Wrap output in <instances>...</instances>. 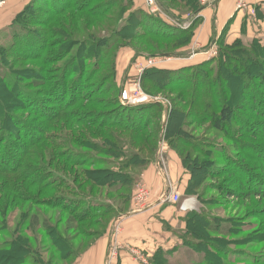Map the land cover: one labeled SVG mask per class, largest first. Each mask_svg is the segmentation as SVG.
Segmentation results:
<instances>
[{"label":"rangeland","instance_id":"obj_1","mask_svg":"<svg viewBox=\"0 0 264 264\" xmlns=\"http://www.w3.org/2000/svg\"><path fill=\"white\" fill-rule=\"evenodd\" d=\"M61 1L57 6L68 8L61 14L54 3H36L0 30V86L2 90L8 89L1 94L4 98L9 97V108L5 112L14 117L10 128L0 122V245L10 239L6 234L14 228L17 236L25 234L35 214L40 218L39 228L34 230L37 241H29L35 251L24 253L23 264H57L51 237H48L42 220L48 217V223L58 230L65 227L68 214L46 207L50 204L48 196L63 195L62 206L70 212L90 211L94 216L92 221L75 223V226L99 234L84 237L75 234L76 230L70 231L72 245L80 246L83 251L67 264H79L81 258L102 240L106 246L102 264H106L109 257L110 263V252L114 248L118 251L111 264H120L124 250L138 261L136 264H143L140 256L147 259L146 264H264V88L262 81L246 79L243 83V78L247 77L243 74V65L247 61L250 65L258 61L264 68V59L251 48V45L264 46V36H259L260 33L254 37L243 35L237 39L241 42L235 40L231 44L219 43V38L216 42L211 38L207 44L197 40L177 49L172 47L171 41L164 45L154 38L149 41L117 38L108 48L100 49L97 40L110 38V30L118 23L116 11L120 7L114 4L119 0ZM130 1L132 7L123 6L124 15L131 16L132 10L142 9L150 16L140 17L142 30L151 24H154L153 30L163 27L161 21L187 30L197 17L201 19L184 10L182 5H173L180 10L175 9L172 15L161 7L159 0H153V5L146 0L145 6ZM204 3L207 2L200 0L202 6L206 5ZM199 24H196L195 33ZM136 50L145 53L175 51L180 52V57L148 54L136 57ZM151 59L155 60L152 64L149 63ZM202 62L215 71L222 66L228 70V79L234 84L239 81L242 88L243 84L249 83L250 88L234 94L229 90V97L236 98L243 108L235 109L225 130H216L210 119L194 121L188 113L182 116L184 163L176 149L161 139L153 161L148 162L151 155L145 149L137 158V167L133 168L127 165L130 159L125 157L128 152H134L132 148L119 143L110 149V145L93 137L89 127L83 124L85 120H92V115L99 114L124 128L135 122L141 126L136 113L126 107L160 101L169 109L172 105L177 106L175 103L179 101L175 100L180 98L177 90L155 95L147 93L141 83L143 71L146 68L197 67ZM200 70L206 72V68ZM184 75L193 76L194 70L187 69ZM121 88L122 92L128 91L129 99L137 94L147 99L137 104L119 101ZM10 90L16 95L13 96ZM214 90L221 95V90ZM110 102L115 107H110ZM190 109L186 108V112ZM156 114L159 119L153 122H162L164 128L167 113ZM95 128L92 126L90 130ZM108 129L120 134L121 142L131 135L116 127ZM136 149L139 152L140 146ZM60 151L69 152L76 162H89L88 167L59 158ZM171 151L178 156L182 166L181 176L174 185L181 194L182 203L194 199L193 207L182 211L176 204L162 203V207H171L174 213L168 221H162L163 231H153V236L161 240L167 238V241L161 245L132 248L136 243L132 245L130 237V242L127 240L124 215L148 206L149 202L142 205L136 198L143 185L155 192L146 182L144 172L152 165L157 166L158 174L168 172L170 168L161 160ZM20 158L21 167L14 164ZM147 162L149 164L145 166ZM97 168L111 170L117 178V174L121 175L120 181L107 187L94 185L91 191L92 182L86 183L84 171ZM9 170L19 173L8 174ZM127 177L135 181L127 183ZM38 184L47 189L40 190ZM189 188H193L191 193ZM39 195L44 197L43 204L36 202ZM127 200H130L129 209L124 204ZM95 205L98 212L90 208ZM193 213H201L200 224L191 220ZM211 224H218V230L207 229ZM103 226H108L104 233ZM158 233L163 237H158Z\"/></svg>","mask_w":264,"mask_h":264},{"label":"trees","instance_id":"obj_2","mask_svg":"<svg viewBox=\"0 0 264 264\" xmlns=\"http://www.w3.org/2000/svg\"><path fill=\"white\" fill-rule=\"evenodd\" d=\"M59 1L61 0H32L20 14H22L25 10H27L28 7L33 6L36 3H44V4L54 3V5L57 7L56 9L58 10L60 9L59 10L60 12L58 13L61 14L64 11H66L65 9L68 8H66V6L64 5H62L61 8L58 7L57 5H60ZM159 2L161 7L170 14H172V12L175 9L180 8L173 6L175 4L182 5L184 10L189 11L190 14L193 13L195 15L197 14L198 16H200L199 13L204 8V6L200 4V0H162V1L159 0ZM61 3L63 2L61 1ZM131 3L132 2L130 0H119V2H116V4H114L115 6L120 7L119 10L116 11V13L118 14V19H117L118 23L113 30H110V32H112L110 38L103 37L97 40L100 49L108 48V46L111 45L112 43L111 41L117 38L121 40L130 38V39H142L148 41L151 38H154L157 40L159 39L160 44H164V45H168V43L171 41L173 44L172 47L176 49L182 46H186L193 40L195 36L196 24L200 21L199 17H197L194 20L193 25L187 30L181 28L179 29V27L177 26H170L169 24L163 21H161L162 23H164L163 27H157L156 29L153 30L154 24H151L150 27L146 25L145 28L146 30H142L139 22L140 17L144 15H148V18H150V16L149 14H147V12H145L142 9L132 10L131 16L124 15L125 10L123 9L124 8L123 6L126 7V5H128L129 7H132ZM134 19L135 21H133ZM130 22H132L133 25H129ZM221 41L224 42L222 38H220L217 42L221 43ZM251 48L253 51H256V54H258V56L264 59V46L251 45ZM135 52H136L135 53L136 57L142 56L143 54H148L151 56L171 55L175 57H180L178 56L180 52L178 53L175 51L145 53V51L136 50ZM205 63L202 62V64L198 65L197 67L189 66L176 70L174 69L158 70L156 68H146L142 73L141 83L143 89L147 93H149L150 95H155L157 93L161 94L166 90H168V92L169 91L172 92V90L174 91L177 90L179 92L178 97L180 98L175 100V102L179 101L175 103L177 106L172 105L169 109H167L165 105L163 107L160 101H154L152 103H147V104L129 105L128 107H126V109L131 111L133 110L136 113L137 116L136 118L138 120V123L142 124L141 126H138L136 124L137 122H135V124L131 123L127 126V128H124L120 124L114 122L110 123L108 121L109 118L107 119L105 115H104L105 118H102L103 115L101 116L99 114L92 115L91 117L92 120H85L83 124H86L89 127V132L90 134H92L93 137L95 138L98 137L101 139L103 138L102 140L100 139V141L110 145L111 146L110 149L117 147L115 146V144H119V143H122L124 145L126 144L127 146H129L130 149L132 148L134 152L131 153L128 152V155L125 157L130 159L127 162V165L132 166L133 168L137 167L136 165L137 158L145 149L151 155V158L148 160V162L153 161V159L156 157V153L159 148V142L161 139L163 141H166L170 147L176 149L178 155L180 156L182 162L184 163L182 156L184 152L185 142L181 131V126H182L181 122L183 121L182 116L188 113V115L192 117L194 121H199L200 119L201 120L210 119L211 124L216 130H220V131L225 130L227 124L229 123V120L232 119L235 113L234 112L235 109L243 108V105H241V103L235 100L236 98L231 99L229 97V90L232 92V94H234V92L241 93L245 89L250 88L249 83L243 84L242 88H241L242 83H240L239 81L238 82L236 81V83L234 84L230 79H228L229 78L227 73L228 70L222 69V66H220V68H218L217 71H215V68H210V66H206ZM247 63L243 65L245 70L243 74L247 76L243 78V83L246 79L257 80L259 82L262 81L263 83L262 87L264 88V68L262 69L259 66L258 61H256V63L253 62L251 65ZM201 68H206V72L201 71L200 70ZM187 69L194 70V75L190 77L187 76L185 77L184 73L186 72ZM238 74L240 73L238 72ZM214 88H218V91L221 90L220 96L218 95V92L214 90ZM122 90L123 88H121L118 93L119 101H120V96L122 94ZM3 91H8V89L2 90V87L0 86V122H2V124H7V127L10 128L12 123H14L13 122L14 117L8 112L7 113L5 112L6 109L9 108V104L7 101L9 97L4 98V96H2L1 94V92L3 93ZM10 91L14 93L13 90ZM222 93L224 94L222 95ZM12 95L14 96L16 94L14 93ZM116 103L119 104L118 102ZM185 103L187 106L185 105ZM110 104H111L110 107H115L113 102H110ZM188 107H191V109L186 112V108ZM161 111H164V114L167 113V117H168L164 128L162 122L161 123L158 122V124L153 122L155 119L156 120L159 119V116L156 113ZM150 113L153 114L151 115ZM96 116L98 119L96 118ZM100 119L102 120L100 121ZM153 123H154V127L150 128V125ZM187 125H189V123H187ZM92 126L97 128L90 130V127ZM112 127H116L121 132L122 131L130 132L131 135L129 136V139L124 142H121L122 137L120 136V134H117L113 130L108 131L109 130L108 128H112ZM147 130L150 131L148 132ZM244 131L247 130L245 129ZM59 146L62 145L60 144ZM136 146H140L139 152L136 149ZM65 153L66 154L60 151L57 154V156L59 158L62 157L65 161H67L70 164L73 165L76 164L82 167H88L89 162L87 161L76 162V160L72 159V156H70L69 152H65ZM250 159L252 158L250 157ZM148 162L145 164V166L149 164ZM14 164L18 166L20 165V167L23 166L21 162V158L19 159L18 163H14ZM17 173H19L18 170L8 171V174H12V175L15 174L17 175ZM84 175L87 176L86 183L88 185L90 182H92V185L90 184L91 189L94 187V185L99 187H107L108 184L114 181H120V176H121L117 174L118 176L117 178L116 175L113 173V171L104 168L85 170ZM27 180H31V178L29 179L27 178ZM131 180L135 181L134 178L129 179L128 177L126 181L127 183H131ZM30 183L32 184V181H30ZM82 183L85 184L84 182ZM37 186H39L40 190L42 191H45L47 189L44 186H40L39 184ZM123 188L124 186L122 187V189ZM91 191H93V189ZM189 191L191 193L193 191V188H189ZM88 194H92V193L88 192ZM62 196L63 195L48 196L47 200H49L50 204H46V207H48V209L57 208L60 211L68 214V220L66 221L65 227L58 230L57 228H54L52 224L48 223V219H47L48 217L43 218L42 220L43 227L49 233L48 237H51V241L54 246L53 257H55L57 264H67L68 261L77 258L80 255V253L83 251V250L81 251L80 246L75 248L72 245L71 243L72 236L68 234L70 231L76 230L77 232H75V234H79V236H84V237H93L95 235L97 236L98 234V233L91 234L87 232L86 228H82L81 226H75V223L80 225L81 223H84L86 221H92L94 216L90 214V211L88 212L85 211L84 213H77V214L74 212H70L68 208L62 206L64 202ZM43 198L44 197L40 196L36 202L38 204H43L44 202ZM181 203H182V197L180 202L176 204L177 207H179V209ZM124 204L126 205V209H129L130 200H127ZM97 207L98 206L96 205L93 207L90 206V208L96 209L95 211L98 212L99 209H97ZM190 218L191 220L195 221L198 224H200L199 220L202 221L203 219L201 213H193L190 215ZM39 224H40V218L37 215L33 214L28 224L29 228H27L25 234L22 232L23 235L17 236L15 234L16 228H14V230L12 231L7 232L6 235L10 239L0 245V264H23L25 261L24 253H31V254L34 253L35 250H33L34 248H32V245H30L29 241L31 239L37 241V236L35 235L34 230L39 228ZM107 227L108 226L103 228L104 229L103 233L107 230ZM84 229H86V231ZM207 229L212 231L218 230V224L208 225ZM50 261L53 262L52 258Z\"/></svg>","mask_w":264,"mask_h":264},{"label":"crops","instance_id":"obj_3","mask_svg":"<svg viewBox=\"0 0 264 264\" xmlns=\"http://www.w3.org/2000/svg\"><path fill=\"white\" fill-rule=\"evenodd\" d=\"M32 0H0V30L9 26L18 14H20ZM146 0H135L136 4L145 6ZM200 24L192 40L207 44L212 38V42L222 38L227 43L240 39L243 35L246 37L264 36V0H250L247 7L239 9L237 0H215L204 5L200 11ZM211 47V46H210ZM168 152V155L162 156V162L169 167L158 174L157 166L152 165L144 172L145 180L152 189L155 190L151 202L145 208L128 212L124 219V229L127 240L130 237L132 248L151 247L154 244H163L167 238L161 240L153 236V231H163L162 221L169 220L174 211L171 207H162L159 201L160 194L167 193L170 184L180 178L182 166L178 162V156ZM180 161V160H179ZM156 164V163H155ZM180 169V170H179ZM160 188V189H159ZM159 234V233H158ZM157 234V235H158ZM163 235H158V237ZM158 241L159 243H156ZM130 244V245H131ZM107 245V244H106ZM145 249V248H144ZM127 251H122L120 264H136L138 261L131 258ZM106 255V246L104 240L100 241L93 249L87 252L80 260L79 264H102ZM148 263V262H147Z\"/></svg>","mask_w":264,"mask_h":264},{"label":"built area","instance_id":"obj_4","mask_svg":"<svg viewBox=\"0 0 264 264\" xmlns=\"http://www.w3.org/2000/svg\"><path fill=\"white\" fill-rule=\"evenodd\" d=\"M212 1L213 0H204V2H207V3H204V4H209ZM148 2L151 5H153L154 1L153 0H148ZM249 2H250V0H237V7L239 9L247 7ZM154 11H155V9H153V12ZM153 61H155V60L151 59L149 63L152 64ZM131 98L132 99L128 98V91L127 90H124L122 92L121 96H120V100L126 101V102L130 101V103H132V104H137V103L143 102V101H145L147 99V98L144 97V95L142 96L141 94H137V95H135L134 97H131ZM169 189L170 190L167 193L164 192V193L161 194V196L159 198V201H161V202H170L172 204L179 203L180 200H181V194L176 189V186L173 185V184H170V188ZM152 196H153V193L150 191V189L146 188V186L143 185V186L139 187V192H138L137 197H136L137 200H138L137 202L142 204V205H145L146 202H149V204H150V203L153 202ZM151 200H152V202H151ZM186 201L190 202L189 205H190V208H192L193 207V202H192L193 200L190 198V199H188ZM184 205H185V201L183 203H181L180 210H182V207ZM144 207H146V206H143L142 208H144ZM139 210H141V209H139ZM182 211H185V210H182ZM117 251H118L117 248H114L112 250V252H110L111 253V260H110V263H109V259H110V257H109L108 260H106V264H111L112 263L111 261H113L116 258V256H117ZM139 259L143 262V264L147 263V259L144 256H140Z\"/></svg>","mask_w":264,"mask_h":264},{"label":"bare ground","instance_id":"obj_5","mask_svg":"<svg viewBox=\"0 0 264 264\" xmlns=\"http://www.w3.org/2000/svg\"><path fill=\"white\" fill-rule=\"evenodd\" d=\"M193 201L192 202H194V199H192ZM190 202L189 201H185V205L182 207V210H189L190 209Z\"/></svg>","mask_w":264,"mask_h":264}]
</instances>
